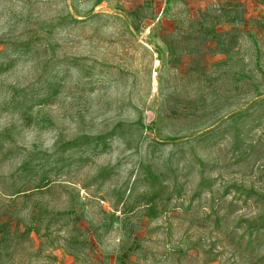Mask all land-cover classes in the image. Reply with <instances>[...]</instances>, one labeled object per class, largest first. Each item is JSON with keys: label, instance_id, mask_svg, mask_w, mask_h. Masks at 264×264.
Here are the masks:
<instances>
[{"label": "rangeland", "instance_id": "374dc122", "mask_svg": "<svg viewBox=\"0 0 264 264\" xmlns=\"http://www.w3.org/2000/svg\"><path fill=\"white\" fill-rule=\"evenodd\" d=\"M0 264H264V0H0Z\"/></svg>", "mask_w": 264, "mask_h": 264}]
</instances>
